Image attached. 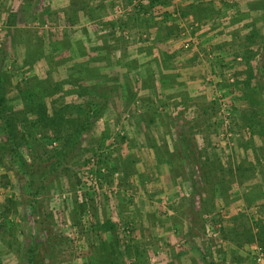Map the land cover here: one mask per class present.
I'll return each mask as SVG.
<instances>
[{
	"label": "rangeland",
	"instance_id": "rangeland-1",
	"mask_svg": "<svg viewBox=\"0 0 264 264\" xmlns=\"http://www.w3.org/2000/svg\"><path fill=\"white\" fill-rule=\"evenodd\" d=\"M207 1L0 0L8 126L18 143L41 141L20 146L21 166L0 129V264H27L33 237L35 264H264V0H211L228 60L206 58L188 21ZM38 104L55 118L46 129ZM60 117L64 145L50 138ZM46 215L51 234L34 222Z\"/></svg>",
	"mask_w": 264,
	"mask_h": 264
},
{
	"label": "trees",
	"instance_id": "trees-1",
	"mask_svg": "<svg viewBox=\"0 0 264 264\" xmlns=\"http://www.w3.org/2000/svg\"><path fill=\"white\" fill-rule=\"evenodd\" d=\"M2 90H3V86H2V81L0 79V129H2L4 131L6 139L8 140V146H9L11 152H12V156L10 155V160L12 162L18 160V162L20 163L19 159L21 157V160H22V154H23L20 151V146H23V147H25L26 149L29 150L30 148L33 147L34 143L39 145V143L41 144V141L38 140L37 138L36 139H30V140H23L22 139V141H21L22 144L20 145L21 142L18 143L14 138H12V130L10 129V124L8 126V122H13V119H11L10 117H7L5 112H4L5 111V109H4L5 101H4V98H3V91ZM35 108L36 107H33V109H35ZM97 111H98L97 108H94V109L91 108L89 113L90 114H94ZM34 113H36L37 116H38V121H36L35 124L37 126L39 125L41 128H45L46 129V127L49 126L52 123V121L55 122V118L54 117L53 118H49V116L47 115V112L45 111L44 107H42L39 104L37 105V108L35 109ZM89 120H90V118L87 117L86 124L89 123ZM62 122H63V119H61V117H60L59 118V123H57L55 125V127H53V129L51 131L52 135L50 136V138H52L51 140H54L55 142L59 143L60 145H64V142L65 143L68 142V139L66 138L67 135H64L62 133V129H61V128H63V123ZM74 142H76V141H74ZM72 152L73 151L71 149L67 148L65 150V152L59 157V159H57V161L55 163H53V162L50 163V170H48L47 172H46V170L40 171L39 168H34L32 165H30L29 167H27L24 170L23 174L26 177V179H25L26 190L28 191V194L32 195L31 197H33L30 202L38 203L39 200H38L37 197L39 195V192L42 193V191L45 189L42 185L37 187V189L33 188V182H34V179H35L34 175L38 171H40L41 172L39 174L40 182L45 180V179H48L49 176H51L53 174H56L59 171L60 167L63 166L65 163H67L69 161L70 157L72 156L71 155ZM47 153H48V151H46L43 154H40L39 158H41V159H49ZM22 163H24V161ZM22 163H20L21 166L23 165ZM88 163H89V161H88ZM89 199H90V197H89ZM6 201L9 204L12 202L11 199H7ZM83 206L84 205L78 204L77 207L75 208V210H76L75 217H72L73 220H74V223H75L74 224L75 227H78V228H80V224H81V215L85 213V207H83ZM91 206H92V204H91ZM5 213L1 212V215H2L1 217H6ZM43 219L44 220L40 219V222H37L38 218L36 217V219L34 221L36 227H38L40 230H46V231H48V234H51L53 232L52 228H54L53 225H55L54 220L51 218V215H46L45 218H43ZM3 220H4V218H3ZM40 223H42V225H40V227H39ZM5 225H6V223H3V221H2L0 223V230H2V231L3 230H8L9 227L6 228L7 225L6 226ZM105 225H106L107 228H105V226L102 225V224L99 227L102 229L101 232L103 231L105 233V232L110 231L109 236L112 238V241L108 242V243H110V247L113 248V249L119 248L122 245L121 243H122V239H123V238H119V232H121V230H119L116 233L114 228H113V225H111V224L109 225L108 222H106ZM91 226H92V228L94 227V225H91ZM118 229H120V228H118ZM127 229L129 231H127L124 234V236H128V234L130 233V228L127 227ZM9 231H11V229H9ZM89 233H90V235H88V238L92 239V236H91L92 232H89ZM106 234H108V233H106ZM32 241H34V242H31V244L28 245L27 253H25V254H27L26 258L28 259V263L27 264H35V262H36L35 260H37L36 247L39 244H38V242L37 243L35 242V237H33ZM90 244H91V246H96V245H94V243H90ZM101 245H102V243H101ZM126 247H127V250H128V245H126ZM21 248L22 247H20V245H19V247L17 249V252H18V250L20 252L22 250ZM24 257H25V255H24ZM86 264H92V263H86Z\"/></svg>",
	"mask_w": 264,
	"mask_h": 264
},
{
	"label": "crops",
	"instance_id": "crops-1",
	"mask_svg": "<svg viewBox=\"0 0 264 264\" xmlns=\"http://www.w3.org/2000/svg\"><path fill=\"white\" fill-rule=\"evenodd\" d=\"M210 2H211V0L210 1H207L205 3H210ZM214 3H215L216 6H218L217 1H215ZM231 3H233V2H231ZM231 3L228 2L227 5H224V6L223 5L222 6L219 5V7L221 6V8L225 12V14L227 13L225 15V19H229V15H230V13H229V11H230L229 4H231ZM212 4L213 3H210V4H202V5H197L196 4L197 6L196 5L193 6L192 9H193L194 12L200 13V15H198V16L195 17L192 14H190V12L191 13H193V12L190 11V10H188L189 11V16L188 15L187 16H188V19L189 20L188 19L187 20L189 22H191L192 24L193 23L195 25L196 24H199L201 26V29H202L200 31V34L202 32L205 33L204 35H201V38H200V41H199V45L201 44L203 46V48L200 49L199 51H201L202 53H204L206 58H209V59L213 60L214 59L213 58L214 56H217V57L219 56L218 58H220V59L228 60L229 58H231V52L230 51L232 50L231 47H230V44L228 42L229 37H227V38H223V37L219 38L218 35L215 34L216 33V29L219 28V27H221V25H219V27H216L215 26V23H212L211 22V20H212L211 14L214 13V9L212 8ZM225 6L226 7H229V8H225ZM203 9H209V11L204 12V11H202ZM167 10H168L169 13H171V12H173L174 9H173V7H169V8H167ZM216 10H218V9H216ZM221 21H222V19H221ZM221 23H223V25H224L225 23H229V22H225L224 23L222 21ZM166 24L167 23H165V24L162 23L163 26H165ZM210 38H211V40L208 41ZM189 40H192V38H189ZM192 41H194V39ZM215 46H217V48ZM218 46H221V47L218 48ZM199 48H201V46ZM141 219H143V218H141ZM56 221H58V220H56ZM58 226L59 225L57 224L56 227H58ZM144 233H146V231H144ZM105 236H107V235L105 234ZM0 262H2V261H0ZM4 263L7 264L6 263V260H4Z\"/></svg>",
	"mask_w": 264,
	"mask_h": 264
}]
</instances>
